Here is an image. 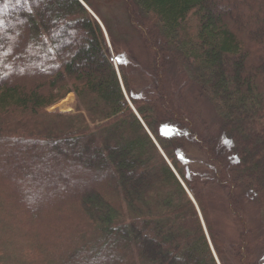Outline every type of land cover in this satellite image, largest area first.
<instances>
[{"label": "trees", "instance_id": "obj_1", "mask_svg": "<svg viewBox=\"0 0 264 264\" xmlns=\"http://www.w3.org/2000/svg\"><path fill=\"white\" fill-rule=\"evenodd\" d=\"M124 3L142 69L78 0H0V264H264V0Z\"/></svg>", "mask_w": 264, "mask_h": 264}, {"label": "rangeland", "instance_id": "obj_2", "mask_svg": "<svg viewBox=\"0 0 264 264\" xmlns=\"http://www.w3.org/2000/svg\"><path fill=\"white\" fill-rule=\"evenodd\" d=\"M90 7L93 9V14L104 23L108 31L114 36L115 42L121 53L126 58H133L136 63L128 62L126 68L136 66L137 69H142L146 64V51L142 44V40L138 33L130 26L127 9L124 0H88ZM103 25V24H102ZM105 28V27H104ZM107 33V32H106ZM147 84L148 82L145 81ZM192 88L190 89V91ZM190 97V95H189ZM192 112L195 121L199 126L205 128L207 135L214 131L217 120L209 105L205 102H199L191 97ZM74 96L68 94L63 100L59 101L48 111L58 112H73ZM203 126H202V125ZM188 163L191 170H196L203 164L202 157L198 152L192 150L188 156ZM208 204L210 207V216L219 231L220 237L226 242H235L239 235V230L234 224L230 214L227 211V205L224 193L221 190L211 191L208 195ZM19 209L15 210V214L19 215ZM247 221L249 226L260 235L262 226L260 224L259 216L256 210L248 205ZM57 241L54 240V242ZM262 254H259V264H263L261 259Z\"/></svg>", "mask_w": 264, "mask_h": 264}, {"label": "water", "instance_id": "obj_3", "mask_svg": "<svg viewBox=\"0 0 264 264\" xmlns=\"http://www.w3.org/2000/svg\"><path fill=\"white\" fill-rule=\"evenodd\" d=\"M80 1V0H79ZM81 2V1H80ZM82 3V2H81ZM82 5L90 12V10L82 3ZM91 13V12H90ZM92 14V13H91ZM93 15V14H92ZM93 17L96 19V21L98 22V24L100 25V27L102 28L104 35L106 36V32L103 28V26L101 25V23L99 22V20L93 15ZM131 106V105H130ZM133 109V108H132ZM135 113V111H134ZM136 114V113H135ZM137 115V114H136ZM190 196V195H189ZM191 200L194 202V200L192 199V197L190 196ZM195 203V202H194ZM196 205V204H195Z\"/></svg>", "mask_w": 264, "mask_h": 264}]
</instances>
